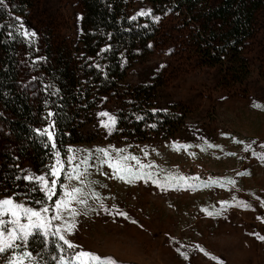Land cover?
Returning <instances> with one entry per match:
<instances>
[{"label":"rangeland","instance_id":"374dc122","mask_svg":"<svg viewBox=\"0 0 264 264\" xmlns=\"http://www.w3.org/2000/svg\"><path fill=\"white\" fill-rule=\"evenodd\" d=\"M132 3V15L149 11L146 0ZM24 13L43 40L49 32L78 39L80 0H31ZM3 15L0 4V18ZM9 20L12 25V18ZM177 23L171 15L154 53L135 63L128 74L130 88L148 82L156 85L158 110L185 109L176 138L148 133L143 139H129L116 124L103 127L101 122L108 117L99 113H109L117 123V111L126 103L115 96L98 98L92 109L82 106L77 134L63 145L61 161L66 171L58 179L57 196L51 201L39 190L38 181L25 177L45 175L50 182L54 156L35 164L14 150L7 166L15 182L0 179V199L11 198L33 209L52 208L57 199H64L62 186H67L69 190L82 188L85 195L79 198L87 201L84 205L71 203L75 217L62 211V219L53 221L54 227L74 223L71 234L65 235L77 247L63 246L61 251L51 234L36 235L21 249L32 253L26 264H60V257L74 259L79 252L101 257V261L88 260L87 264H105L109 257L116 264H264V240L258 238L264 236V159L254 154H264V108L254 107L264 105V12L245 50L249 79L234 87H224L217 70L200 68L189 52L188 32L178 29ZM22 52L23 85L35 103L45 105L28 66L30 55L25 49ZM1 139L0 167L6 159L3 154L8 153L7 143ZM101 148L113 161L122 156L139 160V164L131 159L124 162L132 168L130 182L116 178L107 164H100L106 159L96 151ZM120 149L123 151L118 152ZM72 156L76 159L69 164ZM89 156L88 166L80 167V171L87 167L83 182L68 180L72 167ZM138 175L143 178H135ZM10 254L0 255V264H6Z\"/></svg>","mask_w":264,"mask_h":264},{"label":"trees","instance_id":"16d2710c","mask_svg":"<svg viewBox=\"0 0 264 264\" xmlns=\"http://www.w3.org/2000/svg\"><path fill=\"white\" fill-rule=\"evenodd\" d=\"M132 1L80 0L77 40L51 32L43 40L24 15L31 0L0 3L5 13L0 18V141L4 138L8 148L0 179L15 182L7 166L15 149L35 164H44L52 156L56 160V151L62 160L63 145L77 134L81 107L91 105L88 108L92 109L98 98L107 95L126 102L117 111L115 126L123 136L143 139L151 133L176 138L185 109L158 110L154 83L134 88L128 84L129 71L154 53L171 15L178 19V29L188 32V49L200 68L217 70L224 87L243 85L249 79L245 50L257 33L264 0H219L216 4L210 0H146L151 13L146 16L131 14ZM23 49L30 55L28 66L45 105L35 103L23 85ZM52 124L56 149L41 135L45 128L52 130Z\"/></svg>","mask_w":264,"mask_h":264},{"label":"snow or ice","instance_id":"6c2138e0","mask_svg":"<svg viewBox=\"0 0 264 264\" xmlns=\"http://www.w3.org/2000/svg\"><path fill=\"white\" fill-rule=\"evenodd\" d=\"M0 3H3V0H0ZM138 15L146 16L151 15V13L150 11H141L138 13ZM135 18L136 17H133L132 19ZM25 34L27 35L28 33ZM31 35L35 36V33H31ZM254 107L264 108V105L256 104L254 105ZM52 115L53 113L50 112L49 116L51 117ZM99 115L101 117H108L107 121L101 122L103 127L111 128L116 124V118L109 113L101 112L99 113ZM51 128L52 130H49V128L43 129L41 135L46 136L48 141L51 142L52 149H56L57 144L54 135L55 125L52 124ZM71 151L72 149H69V152ZM96 151L98 153H102L106 158L100 160L101 165L107 164L108 167L115 173L116 178L124 180L125 182H130L128 176L132 173V168L124 162L131 159L136 160V162L139 164V160H137L136 157L122 156L113 161L112 157L106 149L101 148L97 149ZM117 151L122 152L123 149ZM254 154L257 155L258 158L264 159V154ZM55 156L57 157V159L56 163L51 166L50 175L51 177H53V179H51L50 182L45 175L33 177L31 174H29L25 177V179L29 181H38L39 190L45 194L47 200L49 201H51L53 196L56 195L58 179L60 178L61 174H64L66 171L64 162L59 159L60 152L56 151ZM75 159L76 157L72 156L68 160V163L72 164ZM89 159L90 156L81 160L80 164H75L72 167L71 172L67 173V179H76L83 182L82 178H85L87 167L84 168V171H80V167L81 164L88 166ZM141 167H151V165H141ZM243 174L244 173H241V175ZM147 175H149L150 177L151 174L149 173ZM135 178L141 179L143 178V176L138 175ZM179 179L185 180L184 177H180ZM213 183H215V181H213ZM228 183L234 184L235 181L229 180ZM62 187H64V199H57L54 202L52 208L43 206L40 209H33L31 207H26L23 204L14 202L11 198L0 199V255L11 253L6 264H26L27 261H30L32 259V253L29 251H22L21 249L26 248L29 239L36 235H43L44 237H48L49 234H51L58 241L62 242V245H57V247L60 248L61 251H63V246H66L67 249H74L77 247V245L73 244L65 235V233L71 234L72 229L74 228V223H66V226L63 227H54L53 221L62 219V216L60 214L62 211H69L70 214L75 217L77 213L75 209H72L70 207L71 203L73 201H76L77 203L84 205L87 203V201L85 199L79 198L81 195H85L82 188L72 187L71 190H69L67 186ZM93 196H95V193H93ZM37 203L41 202L37 201ZM50 211H53L54 214L48 216L47 214ZM118 214L127 217V213L118 211ZM208 214L212 215L213 213ZM5 216H10V219L5 220ZM22 219H26L27 223H22ZM133 223H135V221H133ZM258 238L264 240V236H259ZM200 250L203 251V249ZM177 251H179V249H177ZM180 254L184 256L185 259H187L186 253L181 252ZM59 259L60 264H77V262H79V264H87L88 260L93 262L101 261L100 256L89 252H79L74 259L69 258L66 261L63 257H60ZM213 259L216 258L213 257ZM105 264H116V262L111 257H109L106 259Z\"/></svg>","mask_w":264,"mask_h":264}]
</instances>
